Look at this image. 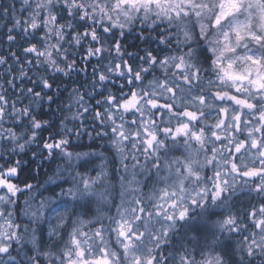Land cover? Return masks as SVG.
Instances as JSON below:
<instances>
[{
  "label": "clouds",
  "instance_id": "clouds-1",
  "mask_svg": "<svg viewBox=\"0 0 264 264\" xmlns=\"http://www.w3.org/2000/svg\"><path fill=\"white\" fill-rule=\"evenodd\" d=\"M62 2L57 0V6ZM83 3L90 8L97 0ZM229 6L227 0H179L168 5L167 15L154 8L147 20L140 13L126 27L130 35H150V48L161 59L127 87L124 76L114 78L115 88L124 94L133 90L139 97L135 109L117 113L130 138L124 156H137L139 167L135 191L127 194L121 154H108L96 186L106 195L91 205L100 224L87 229L91 237L102 224L103 237L91 239L90 255L107 248L113 264H134L136 258L147 264L156 256L157 264H184V258L189 264H264V228L255 227L250 214L264 201V175H243L264 167V0H234L230 12ZM89 16L97 27L110 23L98 11ZM144 51L141 41L140 54ZM184 125L188 127L178 133ZM145 129L157 137L147 151ZM19 203L20 221L38 227L26 215L24 202ZM229 217L234 223H225ZM121 223L127 240L120 235ZM44 237L48 239L46 232ZM252 240L261 250L246 256L249 246L256 247ZM24 243L32 247L27 236ZM58 243L57 253L64 246ZM38 254V249L32 252ZM52 260L62 264L58 256Z\"/></svg>",
  "mask_w": 264,
  "mask_h": 264
},
{
  "label": "snow or ice",
  "instance_id": "snow-or-ice-1",
  "mask_svg": "<svg viewBox=\"0 0 264 264\" xmlns=\"http://www.w3.org/2000/svg\"><path fill=\"white\" fill-rule=\"evenodd\" d=\"M178 2L112 0L111 4H106L97 0L90 8L85 7L83 0H63L58 6L57 0H7L0 4V29L6 37L3 42L7 44V50L0 51L3 67L0 72L3 79L0 84V160H3L0 163V264H17L18 261L19 264H45L42 257L47 258L48 264H56L52 260L54 256H58L62 264H113L107 248L100 250L99 256L90 255L91 239H102L103 225L96 228L91 237L87 229L100 224L93 218L91 205L94 199L106 195L96 186L105 174L107 156L112 150L121 154L127 194L135 191L139 158L124 156L130 138L128 126L117 113L135 109L139 97L133 90L124 94L123 88H115L114 78L124 76L127 87L161 59L150 48V35L146 36L144 31L130 35L125 29L140 13H144L145 20L154 8L158 9L157 14L167 15L168 5ZM227 2L230 12L234 0ZM97 11L107 18L108 25L97 27V21L90 20V12L94 15ZM112 12L116 13L115 18ZM172 12L177 17L181 15L178 9L173 8ZM141 41L145 46L143 55L140 54ZM65 76L69 80L66 81ZM149 103L155 106L156 102ZM45 104L48 112L43 110ZM187 127L184 125L177 132ZM44 131L49 132L47 139L41 135ZM134 135L139 138V133ZM85 137L90 144L83 143ZM156 139L154 134L147 133L145 151L154 147ZM257 143L253 141L254 146ZM32 145L37 147L32 148ZM101 145L105 146L101 148ZM26 150L40 158L35 169L37 174L45 161L50 160L55 165L54 168L49 165L51 171L43 183H30L36 176H25L23 161L14 159L16 154ZM233 168L237 166L233 164ZM31 171L29 169V173ZM243 175H264V167L248 169ZM21 200L26 215L38 227L20 221ZM250 214L255 218L254 226L264 228V201ZM185 215L180 212L181 218ZM225 223L232 224L234 220L229 217ZM120 235L126 240L129 238L122 223ZM26 236L32 247L24 243ZM59 241H63L64 246L57 253ZM252 244L256 247L249 246L246 256L261 250L257 241L252 240ZM127 248L125 245V251ZM36 249L39 254L33 256ZM22 254L26 260L21 259ZM159 259V256L149 258L147 264H157ZM134 264H141L140 259L136 258ZM184 264H189L187 258Z\"/></svg>",
  "mask_w": 264,
  "mask_h": 264
},
{
  "label": "trees",
  "instance_id": "trees-1",
  "mask_svg": "<svg viewBox=\"0 0 264 264\" xmlns=\"http://www.w3.org/2000/svg\"><path fill=\"white\" fill-rule=\"evenodd\" d=\"M7 0H0V4L2 3H6ZM19 7V5H17ZM6 40V37L3 36V30L0 29V51H6L7 50V44L4 43L3 41ZM14 51L16 49H13ZM18 54H20L18 52ZM11 62V61H10ZM0 72H3V67L0 66ZM3 83V79L0 78V84ZM53 108H55V105L53 106ZM43 110L45 112H48L49 109H48V106L45 104L43 106ZM37 111H39V109H37ZM45 118H49V117H45ZM41 135L47 139L49 137V132L48 131H44L41 133ZM84 142L87 143V138L85 137L84 139ZM32 148H36L37 145H32L31 146ZM7 158V157H5ZM14 159H20L23 161V168L25 169V175H35L36 176V179L34 180H30L29 182L30 183H33V184H39V183H43L46 178H47V174L50 173L51 169L49 168V165L52 164V162L49 160V161H45V163L42 165L41 167V170L40 172L37 174L35 172V169L36 167L38 166L39 164V160L40 158L39 157H33L31 155V151L30 150H26L25 153H19V154H16L14 156ZM0 163H3V160H0ZM52 167L54 168L55 165L52 164ZM29 169H31L32 171L29 173ZM45 195H48L47 193H45Z\"/></svg>",
  "mask_w": 264,
  "mask_h": 264
},
{
  "label": "flooded vegetation",
  "instance_id": "flooded-vegetation-1",
  "mask_svg": "<svg viewBox=\"0 0 264 264\" xmlns=\"http://www.w3.org/2000/svg\"><path fill=\"white\" fill-rule=\"evenodd\" d=\"M25 176H27V175H25ZM13 179H15V178H13Z\"/></svg>",
  "mask_w": 264,
  "mask_h": 264
}]
</instances>
